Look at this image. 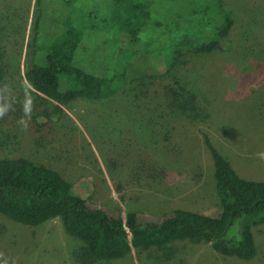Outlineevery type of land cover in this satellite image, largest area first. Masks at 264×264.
<instances>
[{"label": "rangeland", "instance_id": "obj_1", "mask_svg": "<svg viewBox=\"0 0 264 264\" xmlns=\"http://www.w3.org/2000/svg\"><path fill=\"white\" fill-rule=\"evenodd\" d=\"M224 1L233 23L222 47L182 57L175 74L204 106V114L192 120V114L170 112L162 103L156 92L166 77L154 72L160 56L139 53L146 30L135 40L123 25L114 24L110 0H57L63 5L55 4L34 20L31 48L34 0H0L5 4L0 19L24 33L20 54L5 59L12 84L1 99L9 111L0 119V157H21L56 170L90 207L115 217L128 211L161 215L173 208L218 215L202 133L239 177L264 181V160L258 155L264 152V0ZM166 4L157 5L155 12ZM75 10L91 14L83 23L75 64L94 73L126 65L130 78L120 85L112 82L109 96L60 103L32 91L22 72L30 59L43 64L51 24H63ZM30 96L34 106L25 131L17 120ZM1 224L8 229L3 239L15 256L13 264H161L160 255L149 248L112 260L88 257L82 242L66 233L57 218L30 227L0 214ZM251 231L255 255L248 260L223 256L209 242L183 240L174 247L184 264H264V223Z\"/></svg>", "mask_w": 264, "mask_h": 264}, {"label": "trees", "instance_id": "obj_2", "mask_svg": "<svg viewBox=\"0 0 264 264\" xmlns=\"http://www.w3.org/2000/svg\"><path fill=\"white\" fill-rule=\"evenodd\" d=\"M56 1L34 0L35 18L28 36L30 48L35 35L34 20L48 13L58 4ZM163 2L167 3L166 7L156 13L155 7ZM109 8L111 21L123 25L135 40L146 30L145 47L139 53H155L161 58V65L154 72L166 77L156 92L165 107L170 112L178 109L190 113L192 120L195 115H203L204 106L198 103L200 97L187 84L181 86L175 74L182 57L210 53L222 47V39L233 23L226 2L110 0ZM90 19V13L75 10L65 16L63 24H51L43 64H32L30 59L22 72L25 84L32 91L52 101L68 103L78 97L109 96L113 92L112 82L120 85L122 79L129 80L125 75L126 65L119 69L112 65L94 73L75 64L83 23ZM13 30L5 19H0V103L12 84L5 59L19 55L24 41L23 31ZM59 111L57 107L55 112ZM202 142L210 156L214 190L220 204L216 216L173 208L161 215L128 211L123 217H115L101 208L90 207L82 196L72 192L68 180L56 170L21 157H0V214L30 227L57 218L66 233L82 242V253L96 260L117 259L132 249L149 248L160 255L161 264H184L185 258L174 247L183 240L209 242L223 256L248 260L255 255L251 228L264 223V181L239 177L205 133ZM7 231L1 224L0 264H13L15 258L3 239Z\"/></svg>", "mask_w": 264, "mask_h": 264}, {"label": "clouds", "instance_id": "obj_3", "mask_svg": "<svg viewBox=\"0 0 264 264\" xmlns=\"http://www.w3.org/2000/svg\"><path fill=\"white\" fill-rule=\"evenodd\" d=\"M33 101L34 97L30 96L26 98L23 107L22 112L23 115L17 120V124L21 127L22 130H27L32 119V112H33ZM9 111L8 106L4 105L3 103H0V118H3ZM260 159L264 160V152H261L258 154Z\"/></svg>", "mask_w": 264, "mask_h": 264}]
</instances>
